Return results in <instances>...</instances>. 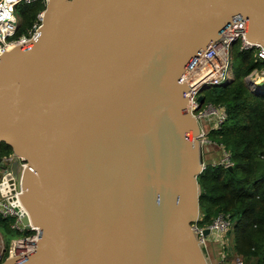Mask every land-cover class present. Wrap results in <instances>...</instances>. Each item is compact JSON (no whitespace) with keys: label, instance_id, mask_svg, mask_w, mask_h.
Returning a JSON list of instances; mask_svg holds the SVG:
<instances>
[{"label":"water","instance_id":"95a60500","mask_svg":"<svg viewBox=\"0 0 264 264\" xmlns=\"http://www.w3.org/2000/svg\"><path fill=\"white\" fill-rule=\"evenodd\" d=\"M241 18L264 46V0H47L37 35L0 53V143L26 159L11 174L40 228L0 264H210L183 77Z\"/></svg>","mask_w":264,"mask_h":264},{"label":"trees","instance_id":"16d2710c","mask_svg":"<svg viewBox=\"0 0 264 264\" xmlns=\"http://www.w3.org/2000/svg\"><path fill=\"white\" fill-rule=\"evenodd\" d=\"M26 14L20 26L31 25L45 5L41 1L25 4ZM264 67V60L256 57V50L241 49V42L233 43L227 79L218 85L207 86L199 94L204 101L228 110L218 129L208 132V139L222 145L230 154L232 167L207 164L198 175L200 225L209 224L220 213L230 216L231 229L227 233V247L221 260L231 264H264V83L253 87L245 77ZM200 106V107H201ZM12 148L0 143V156ZM6 221L0 226L6 231Z\"/></svg>","mask_w":264,"mask_h":264},{"label":"built area","instance_id":"2783aa9c","mask_svg":"<svg viewBox=\"0 0 264 264\" xmlns=\"http://www.w3.org/2000/svg\"><path fill=\"white\" fill-rule=\"evenodd\" d=\"M41 1L44 5L47 0H0V53L9 47L32 40L42 26L43 10L39 11L35 20L26 29V32L15 35L19 28V21L16 16V7L19 4H31ZM246 19L233 21L221 31L220 37L213 44L209 43L192 67L183 77V82L188 86L186 91L187 107L197 120L198 135L196 139L203 148L205 154L202 156L201 170L206 167L205 157L210 153V148L215 145L222 151V156L218 164L230 168L233 162L230 154L222 145L211 142L207 134L212 129H218L225 120L227 114L223 106H214L206 103L199 106L197 98L203 87L218 85L223 83L229 73L230 53L234 42H241V49L256 50V57L264 60V46L254 44L245 37ZM245 81L252 85L264 83V67L253 69L246 77ZM17 155L11 152L8 155L0 156V218L6 221V232L11 235L9 244L0 243V263L6 259L15 258L27 252L37 249L40 236V228L31 221L27 224L23 222L25 216H29L16 191L19 189L18 181L11 174V165ZM20 168L26 167V159L17 156ZM217 164V163H216ZM201 171V172H202ZM201 219V218H200ZM199 219V220H200ZM199 220L191 223V229L196 235V239L209 256L215 248L213 243H225V236L231 229L232 220L229 215L220 213L207 225H200ZM2 227V226H1ZM204 229L209 233L205 235ZM227 243V240H226Z\"/></svg>","mask_w":264,"mask_h":264},{"label":"rangeland","instance_id":"374dc122","mask_svg":"<svg viewBox=\"0 0 264 264\" xmlns=\"http://www.w3.org/2000/svg\"><path fill=\"white\" fill-rule=\"evenodd\" d=\"M24 5L25 4L21 3V4L17 5V7H16V16L18 18L19 24H21V22L23 20V17L26 14V11H27V7L24 6ZM29 26H30V24L29 25L20 26V32L21 33L26 32V29ZM212 147L215 149V151L218 152V155L216 156V159L212 160V161H214V163H218V161L220 160V158L222 156V151L219 150L215 145H213ZM205 161H206L207 164H209L211 162L210 159L207 158V156L205 157ZM10 237H11V235H9L0 226V243L3 241L4 243L9 244ZM226 240H227V234L225 236V243L224 244H221L219 242H215V243L212 244V246L215 248V251H216L217 254H216L215 258H213V254L208 256L210 264H231V262L229 260H221L222 259L221 257L223 256V248H224V246H226L227 250H228V244H226Z\"/></svg>","mask_w":264,"mask_h":264},{"label":"crops","instance_id":"0c3cea01","mask_svg":"<svg viewBox=\"0 0 264 264\" xmlns=\"http://www.w3.org/2000/svg\"><path fill=\"white\" fill-rule=\"evenodd\" d=\"M218 155V152L217 151H215V149L213 148V147H211L210 148V153L208 154V156H207V158H209L210 159V163L211 164H216V163H214V161H212V160H215L216 159V156ZM216 251H215V253L213 254V258H215L216 257Z\"/></svg>","mask_w":264,"mask_h":264},{"label":"bare ground","instance_id":"6f19581e","mask_svg":"<svg viewBox=\"0 0 264 264\" xmlns=\"http://www.w3.org/2000/svg\"><path fill=\"white\" fill-rule=\"evenodd\" d=\"M215 253V251L212 253V254H214ZM207 255V254H206ZM207 257H208V255H207Z\"/></svg>","mask_w":264,"mask_h":264}]
</instances>
